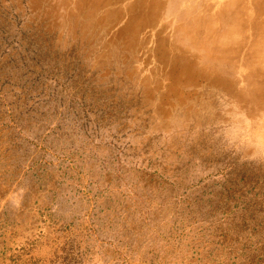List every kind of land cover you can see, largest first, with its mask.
<instances>
[{
	"label": "rangeland",
	"instance_id": "1",
	"mask_svg": "<svg viewBox=\"0 0 264 264\" xmlns=\"http://www.w3.org/2000/svg\"><path fill=\"white\" fill-rule=\"evenodd\" d=\"M221 1L181 0L236 23L189 82L171 15L82 36L0 0V264H264V0Z\"/></svg>",
	"mask_w": 264,
	"mask_h": 264
},
{
	"label": "bare ground",
	"instance_id": "2",
	"mask_svg": "<svg viewBox=\"0 0 264 264\" xmlns=\"http://www.w3.org/2000/svg\"><path fill=\"white\" fill-rule=\"evenodd\" d=\"M28 3L50 27L61 30L67 25L69 31H79L82 36L89 32L92 36H98V32L123 18H127V22L122 35L137 34L144 29L155 30L163 16L171 15L179 26L175 30L173 44V51L177 52L174 56L177 57L172 55L170 64L173 70L178 67L176 72L179 75L186 74L189 82L199 77L213 78L223 64L232 65L238 57L237 52L232 54L231 50L225 49L226 45L230 46L225 38L230 29L236 26L230 17L232 13L226 11L228 8L219 13L221 24L217 31L211 27L212 21L207 14L201 18L194 16L193 7L181 11V0H28ZM92 29H96V32H92ZM158 44L163 46L164 38H160ZM227 50V54H223ZM215 67L218 70H213ZM223 72L229 76L232 84L235 83L231 71ZM212 84L216 85L215 79ZM259 85L260 92L264 93V80Z\"/></svg>",
	"mask_w": 264,
	"mask_h": 264
}]
</instances>
